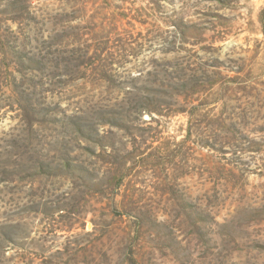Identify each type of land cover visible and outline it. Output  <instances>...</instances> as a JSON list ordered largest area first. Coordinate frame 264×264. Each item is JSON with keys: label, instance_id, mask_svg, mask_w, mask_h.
<instances>
[{"label": "rangeland", "instance_id": "1", "mask_svg": "<svg viewBox=\"0 0 264 264\" xmlns=\"http://www.w3.org/2000/svg\"><path fill=\"white\" fill-rule=\"evenodd\" d=\"M0 264H264V0H0Z\"/></svg>", "mask_w": 264, "mask_h": 264}]
</instances>
